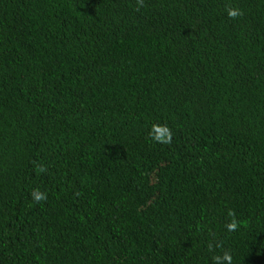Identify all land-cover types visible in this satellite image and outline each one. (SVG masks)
Returning <instances> with one entry per match:
<instances>
[{"label":"trees","instance_id":"1","mask_svg":"<svg viewBox=\"0 0 264 264\" xmlns=\"http://www.w3.org/2000/svg\"><path fill=\"white\" fill-rule=\"evenodd\" d=\"M0 264H264V0H0Z\"/></svg>","mask_w":264,"mask_h":264}]
</instances>
